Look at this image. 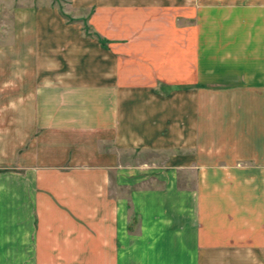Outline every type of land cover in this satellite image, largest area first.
Returning <instances> with one entry per match:
<instances>
[{
    "label": "crops",
    "instance_id": "crops-1",
    "mask_svg": "<svg viewBox=\"0 0 264 264\" xmlns=\"http://www.w3.org/2000/svg\"><path fill=\"white\" fill-rule=\"evenodd\" d=\"M67 1L0 62V264H264V0Z\"/></svg>",
    "mask_w": 264,
    "mask_h": 264
},
{
    "label": "rangeland",
    "instance_id": "rangeland-1",
    "mask_svg": "<svg viewBox=\"0 0 264 264\" xmlns=\"http://www.w3.org/2000/svg\"><path fill=\"white\" fill-rule=\"evenodd\" d=\"M41 3L44 4V7L50 3L52 6L50 8L57 9L68 24H78L82 26L85 33L92 35L88 22L77 21L66 13L69 12L67 0H0V57L4 54V60L0 59V62L7 61L8 63L12 36L15 34L18 36L19 51L24 53L25 57V47L30 49L32 43L29 36L31 29H33L34 10L38 9ZM20 57L23 58L22 55H19Z\"/></svg>",
    "mask_w": 264,
    "mask_h": 264
}]
</instances>
